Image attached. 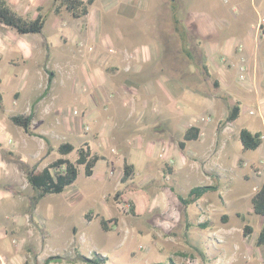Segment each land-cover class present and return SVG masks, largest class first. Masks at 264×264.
Here are the masks:
<instances>
[{"label":"crops","instance_id":"crops-1","mask_svg":"<svg viewBox=\"0 0 264 264\" xmlns=\"http://www.w3.org/2000/svg\"><path fill=\"white\" fill-rule=\"evenodd\" d=\"M5 1L23 18L33 20L39 13L46 18L39 34H18L0 24V264H28L25 243L30 239L33 241L30 247L37 249V262L44 257L42 243L46 244L47 239H41L38 247L34 238L21 232L25 220L20 214L30 202L20 195L33 191L26 176L36 166L27 164L33 158L49 154L47 130L52 127L60 126L70 136L84 135L95 142L97 153L91 150L87 139H81V145L87 143L92 154L103 157L89 177L101 182L110 179L115 171L120 172L124 164L133 167L129 184H134L136 177L163 174V166L168 174L188 167L187 175H220V138L212 142L209 135L216 134L220 120L227 113L217 123L202 121L197 116L210 114V118H214L216 111L224 110L225 98L209 102L195 98L190 87L184 89L180 81L193 80L192 68L179 73L177 68L171 67L174 62H159L147 56L146 49L136 58L131 57L129 49L136 47L127 36L111 33L104 23L97 26L95 15L91 18L93 6L100 7L99 0L93 1L87 16L81 19H74L64 8L55 15L54 0ZM101 6L104 5L101 3ZM205 6L219 21L217 26L206 30L208 40L194 39L192 27L183 25V7L176 12L181 23L176 27L204 49L207 73L219 81L220 88L250 75L256 82L247 83V87L243 84V89L256 95L259 103V95H264V88L257 80V76L264 77V0H211ZM239 26H244V30L225 37L226 30ZM176 27L171 28L173 32ZM212 31L217 34L214 38L209 37ZM241 67L243 79H240ZM114 92L121 97L117 102L112 101ZM179 100L195 106L198 115L184 114L182 106L177 104ZM110 103L117 104L111 106ZM224 107L227 108V104ZM16 115L32 116L31 134L12 123L11 118ZM89 122L92 126L85 127ZM262 124L264 140V122ZM192 126L199 130L198 139L185 142L181 150L179 143ZM36 128L40 130L34 131ZM218 132L220 136V128ZM211 146L215 148L207 152V156L209 153L216 157L212 162L198 168L188 162L195 154L204 155V150ZM1 151L6 152L5 155ZM17 183L24 190L17 189ZM219 192L217 188L214 193ZM207 194L196 203L207 204ZM39 202L35 203L32 217L30 214V222L42 229L48 222ZM163 206L161 204L160 208ZM100 210L101 215L99 211L95 213L99 224L100 218L114 219ZM90 212L84 214V219ZM86 238V235L78 236L82 243ZM255 247L261 248L256 244Z\"/></svg>","mask_w":264,"mask_h":264},{"label":"rangeland","instance_id":"rangeland-1","mask_svg":"<svg viewBox=\"0 0 264 264\" xmlns=\"http://www.w3.org/2000/svg\"><path fill=\"white\" fill-rule=\"evenodd\" d=\"M210 2L211 0H99L100 7L93 6L91 18L95 15L97 26L104 23L111 33L127 36L136 47L135 50L134 47L129 49L131 57L136 58L146 49L147 56L159 62H174L171 67L177 68L179 73L192 68L193 80L186 82L182 79L180 82L184 89L190 87L194 90L195 98L201 97L209 102L215 98H225L222 102L224 106L227 104V108L223 106L224 110L216 111L214 118H210V114L199 115L197 118L217 123L233 104L239 102V117L224 127L220 126V136L219 124L216 134L213 132L209 135L212 142L216 137L220 138V175L212 173L206 177L193 173L191 176L186 174L188 167L168 174L163 166V174L159 172L150 177H136L134 184H129L127 182L132 176L121 182L126 164L120 172L115 171L104 182L85 177L84 168L79 166L76 181L63 193L40 199L39 207L44 209L48 222L45 228L41 229L30 222L37 193L29 190L21 193L20 196L26 197L30 202L29 207L20 214L25 220V227L22 225L21 232L34 238L38 247L41 239H47L46 244L42 243L45 249L43 246L44 257L40 263L36 260L37 249L30 247L33 241L26 240L28 264H42L47 258L46 254L48 257H62L55 264H86L78 256L92 258L95 254L107 257L106 264H171L170 260L174 264H264V247L258 249L254 243L259 236L262 219L253 213L251 202L254 193L264 182V140L257 150L243 151L238 138L241 129L252 133L259 131L263 135L264 95H259L257 103L256 95L244 91L243 84L247 87V83L255 81L250 75L246 74L245 80L237 79L220 88L219 81L204 71L203 66L208 72L205 51L194 39L208 40L205 38L206 30L219 24L205 6ZM178 9L182 11L183 25L192 27L194 39L177 28L181 24L176 16ZM173 27H176L174 32L171 29ZM242 30L244 26L226 30L225 37ZM216 36L214 31L209 35L213 38ZM257 80L263 89L264 77L257 76ZM112 96L114 102L121 99L115 92ZM4 100L6 105L8 98L5 96ZM115 104L117 103H110L111 106ZM177 104L182 106L184 114L198 115L197 108L191 103L179 100ZM250 110L254 114L250 115ZM87 126H92L91 122L85 125ZM39 130L40 128H36L34 131ZM47 131L50 134L49 154L33 158L27 164L29 167L33 165L36 166L35 169L42 170L49 162L60 158L56 147L63 142L74 146V151L66 156L73 162L82 137L90 143L93 152H98L95 142L84 135L70 136L60 126ZM213 148L215 146L204 150L201 157L195 154L188 162H192L195 168L205 166L216 158L209 153L207 156V152H211ZM1 152L3 155L6 153ZM205 185H217L220 190L219 194L208 193L205 196L209 201L208 205L201 202L183 206L177 200L178 195L186 197L193 187ZM16 188L24 190L19 183ZM161 204L164 205L163 208H160ZM100 209L106 211V217L116 219V224L108 223V232L102 231L95 218L96 211L101 215ZM90 210L92 212L88 215L93 219L87 222L84 214ZM224 217L225 222L222 220ZM201 224L206 227L203 229ZM246 224L253 231L249 238L242 235ZM79 235H86L83 243L78 240Z\"/></svg>","mask_w":264,"mask_h":264},{"label":"trees","instance_id":"trees-1","mask_svg":"<svg viewBox=\"0 0 264 264\" xmlns=\"http://www.w3.org/2000/svg\"><path fill=\"white\" fill-rule=\"evenodd\" d=\"M94 0H54V14L59 15L61 9H65L71 14L74 19H81L87 16L89 7L92 5ZM45 15L39 13L38 16L33 19H26L19 16L13 9H11L5 0H0V24L15 30L18 34H39L42 32ZM204 71L207 73L205 66H203ZM51 84L49 80L48 87ZM217 86V84H215ZM2 101V96L0 94V103ZM240 115V105L236 102L231 106L227 116L219 122V128L226 126L229 123L234 122ZM14 125L20 127L26 134H31L30 125L32 121V116H22L16 115L11 118ZM199 136V130L195 127L188 128L183 136V141L179 143V148L183 150L185 148V142L196 141ZM239 142L243 151H255L263 143V138L261 132L252 133L247 129H241L238 134ZM74 151V146L70 143H62L57 147V152L61 156L60 158L54 160L42 170L33 169L27 173L26 180L33 191L37 193L35 198V203L44 198L47 195H59L64 192V190L71 186L77 179L78 167L82 166L84 168L85 177L89 178L93 175V169L96 163L103 160V157L94 155L87 143L81 145L77 150L76 159L71 162L66 157ZM133 167L130 165H124L123 177L121 182H125L132 176ZM216 185H205L193 187L189 190L186 197L177 196V200L183 206H189L196 203L202 196L207 193H214L217 191ZM252 211L255 215L262 218V227L258 238L256 239V246L264 247V182L261 184L259 189L254 193L252 197ZM131 211L133 212V207L131 205ZM90 216H85L86 220H89ZM223 222L226 218L224 217ZM113 222L116 224V219L105 220L100 218V226L104 232H108L110 229L108 223ZM204 229L206 226L201 224ZM252 234V227L249 225H244L242 229L243 237L247 238ZM62 257L59 255L49 256L43 260L42 264H51L60 261ZM78 258L86 264H106L108 261L107 257H103L99 254H95L92 258H86L85 256H78ZM171 264H174L170 260ZM165 264V263H159Z\"/></svg>","mask_w":264,"mask_h":264},{"label":"built area","instance_id":"built-area-1","mask_svg":"<svg viewBox=\"0 0 264 264\" xmlns=\"http://www.w3.org/2000/svg\"><path fill=\"white\" fill-rule=\"evenodd\" d=\"M111 52L113 53V51H111ZM240 73H241V74H240V79H243V77H244V74H243L244 71H243V68H242V67L240 68ZM249 114H250V115L254 114V111H253V110H250V111H249ZM201 120L204 121L205 119L202 118Z\"/></svg>","mask_w":264,"mask_h":264}]
</instances>
